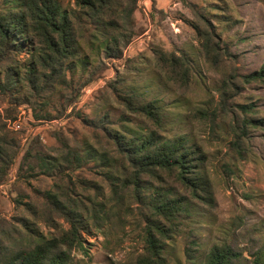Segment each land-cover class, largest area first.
I'll return each instance as SVG.
<instances>
[{
  "label": "rangeland",
  "instance_id": "374dc122",
  "mask_svg": "<svg viewBox=\"0 0 264 264\" xmlns=\"http://www.w3.org/2000/svg\"><path fill=\"white\" fill-rule=\"evenodd\" d=\"M22 1L0 0V10ZM58 1L76 9L74 0ZM133 21V37L119 59L106 58L100 42L91 49L83 43L90 66L85 73L79 67L67 73L73 89L47 92L36 108L21 101L22 92L19 103L0 97V136L12 135L19 143V154L0 182V219L8 223L0 247L26 243L15 221L20 217L48 237L68 229L58 218L56 229L46 226L28 210L27 204L39 208L41 193L57 179L58 167L44 172L38 157L52 160L66 146L111 150L107 129L126 138L143 135L148 119L114 95L133 92L162 108L163 138L184 136L205 157L209 196L201 194L190 203L184 226L167 241V264L185 263L187 246L199 264L223 246L239 255L240 264H253L257 254L264 264V80L243 79L264 66V0H138ZM170 54L187 59L188 68ZM29 56L22 52L16 59L27 65ZM100 122L107 129L93 127ZM93 165L69 172L72 187L102 201L111 218L101 230L82 234L86 251H74L72 264H144L145 222L137 204L128 198L123 208L116 207ZM146 181L157 185L152 176Z\"/></svg>",
  "mask_w": 264,
  "mask_h": 264
},
{
  "label": "trees",
  "instance_id": "16d2710c",
  "mask_svg": "<svg viewBox=\"0 0 264 264\" xmlns=\"http://www.w3.org/2000/svg\"><path fill=\"white\" fill-rule=\"evenodd\" d=\"M74 1L75 10L65 9L58 0H24L0 10V71L3 73L0 97L3 100L9 98L10 102L19 103L17 96L22 92L21 101L36 108L47 92L73 89L67 73L78 67L85 73L90 66L83 43H88L91 49L95 42H100L99 48L106 58L122 57L133 37V14L138 0ZM88 26L91 32L87 31ZM22 52L30 54L27 65L16 59ZM170 56L188 68L187 59ZM243 79L245 83L263 81L264 66ZM112 91L119 92L114 86ZM114 95L128 110L148 119L147 131L126 138L111 133L102 122L93 123V127L103 125L107 129L105 137L111 150L87 144L80 148L66 146L65 151L52 160L39 156L44 172L53 164L58 167L57 179L52 189L41 193L39 208L27 204L28 210L34 220L46 226L56 229L54 219L58 218L68 229L48 237L29 219H15L24 230L26 243L0 247V264H72L74 251H86L82 234L91 228L101 230L111 218V212L102 201L90 195L83 197L72 187L69 172L89 163L94 164L89 166L91 170H100L110 189V201L116 207H122L128 198L137 204L145 222L144 264H167V241L184 226L181 220L191 214L190 203L201 199V194H209V181L203 167L205 157L198 149L190 147L184 136L174 139L161 136L164 117L156 102L145 103L133 92L126 97L119 93ZM18 149L14 136H0V182L5 180L16 160ZM27 152L22 161L27 160ZM29 168L32 169L30 165ZM147 176L154 177L157 185L147 182ZM85 181L79 182L81 186H85ZM149 188L153 192L146 195ZM4 224L8 223L0 219L1 234H5ZM185 256L187 261L183 264H199L192 247H186ZM252 262L263 264L262 256L257 254ZM204 264H240V258L230 246L215 247Z\"/></svg>",
  "mask_w": 264,
  "mask_h": 264
}]
</instances>
